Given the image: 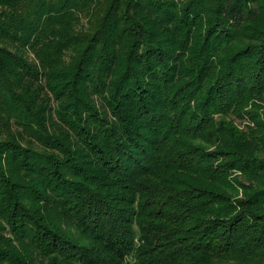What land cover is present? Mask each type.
<instances>
[{"label": "trees", "instance_id": "1", "mask_svg": "<svg viewBox=\"0 0 264 264\" xmlns=\"http://www.w3.org/2000/svg\"><path fill=\"white\" fill-rule=\"evenodd\" d=\"M0 264H264V0H0Z\"/></svg>", "mask_w": 264, "mask_h": 264}]
</instances>
